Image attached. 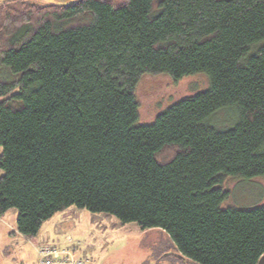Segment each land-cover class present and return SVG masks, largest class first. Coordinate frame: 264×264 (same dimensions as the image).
Listing matches in <instances>:
<instances>
[{
  "label": "trees",
  "instance_id": "16d2710c",
  "mask_svg": "<svg viewBox=\"0 0 264 264\" xmlns=\"http://www.w3.org/2000/svg\"><path fill=\"white\" fill-rule=\"evenodd\" d=\"M197 73L207 90L139 123L145 75ZM0 147V216L25 237L76 205L198 264H258L264 204L231 206L225 183L264 176V0L0 4Z\"/></svg>",
  "mask_w": 264,
  "mask_h": 264
},
{
  "label": "rangeland",
  "instance_id": "374dc122",
  "mask_svg": "<svg viewBox=\"0 0 264 264\" xmlns=\"http://www.w3.org/2000/svg\"><path fill=\"white\" fill-rule=\"evenodd\" d=\"M5 1L0 0V4ZM25 1L44 5L56 3L55 0ZM209 87L210 77L207 73L186 76L179 81L168 74L145 75L137 89L139 123H152L178 101ZM214 123L220 129L230 128L234 124L231 115L224 112L214 116ZM2 174L0 170V176ZM225 187L230 191L231 206L254 208L264 204V176L228 178ZM17 217V209L0 216V233L15 237L22 253L20 264H35L38 261L35 245L40 244L59 249H78L89 264H194L190 259L176 256L179 251L163 229L143 231L139 224L123 223L108 212H93L72 205L48 220L39 235L32 238L16 233Z\"/></svg>",
  "mask_w": 264,
  "mask_h": 264
},
{
  "label": "built area",
  "instance_id": "2783aa9c",
  "mask_svg": "<svg viewBox=\"0 0 264 264\" xmlns=\"http://www.w3.org/2000/svg\"><path fill=\"white\" fill-rule=\"evenodd\" d=\"M39 262L37 264H87L73 250L42 245L38 248Z\"/></svg>",
  "mask_w": 264,
  "mask_h": 264
},
{
  "label": "flooded vegetation",
  "instance_id": "af4514ba",
  "mask_svg": "<svg viewBox=\"0 0 264 264\" xmlns=\"http://www.w3.org/2000/svg\"><path fill=\"white\" fill-rule=\"evenodd\" d=\"M176 248V247H175ZM21 249L18 247V244L15 242V237L12 235L3 236L0 233V264H20L22 258ZM179 251V250H178ZM180 253V252H179ZM176 254L178 257H186L182 253ZM192 261V260H190ZM194 262V261H192ZM194 264H198L194 262Z\"/></svg>",
  "mask_w": 264,
  "mask_h": 264
},
{
  "label": "water",
  "instance_id": "95a60500",
  "mask_svg": "<svg viewBox=\"0 0 264 264\" xmlns=\"http://www.w3.org/2000/svg\"><path fill=\"white\" fill-rule=\"evenodd\" d=\"M7 1H10V0H7ZM7 1H5V2H7ZM5 2H3V3H5ZM54 2H56V3L51 4V5L70 6V5L74 4L76 1L75 2H72V0H55ZM258 264H264V255L260 258Z\"/></svg>",
  "mask_w": 264,
  "mask_h": 264
}]
</instances>
